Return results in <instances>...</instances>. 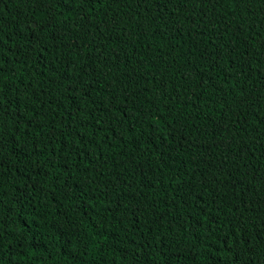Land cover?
Instances as JSON below:
<instances>
[{
	"label": "trees",
	"instance_id": "1",
	"mask_svg": "<svg viewBox=\"0 0 264 264\" xmlns=\"http://www.w3.org/2000/svg\"><path fill=\"white\" fill-rule=\"evenodd\" d=\"M0 264H264V0H0Z\"/></svg>",
	"mask_w": 264,
	"mask_h": 264
}]
</instances>
